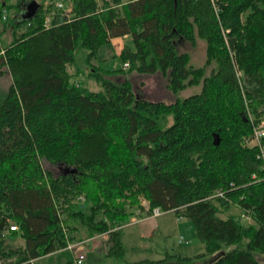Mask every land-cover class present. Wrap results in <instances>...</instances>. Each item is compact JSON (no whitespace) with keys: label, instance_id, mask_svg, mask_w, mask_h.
<instances>
[{"label":"trees","instance_id":"1","mask_svg":"<svg viewBox=\"0 0 264 264\" xmlns=\"http://www.w3.org/2000/svg\"><path fill=\"white\" fill-rule=\"evenodd\" d=\"M125 34L122 65L105 68L101 48ZM198 39L201 66L179 45ZM8 72L0 264L105 233V255L128 261L121 228L145 204L189 218L206 251L127 264L214 253L211 264H264V136L252 144L264 121V0H0V79ZM133 73H160L175 99L139 95Z\"/></svg>","mask_w":264,"mask_h":264},{"label":"rangeland","instance_id":"2","mask_svg":"<svg viewBox=\"0 0 264 264\" xmlns=\"http://www.w3.org/2000/svg\"><path fill=\"white\" fill-rule=\"evenodd\" d=\"M10 1L14 2V0ZM4 14L8 15V12H4ZM179 45L180 50L190 52L192 64H194L195 66H201L205 64L206 42L203 39H198V42L195 46L183 42H181ZM108 47L111 48V46L105 45L103 48H101V51L109 53ZM110 50H112L111 56H109L107 59H101L100 64L105 68L120 67L122 65V62L118 57L114 55V50L112 48ZM96 62L99 63V60H97ZM70 70L73 71V67H70ZM121 75H117V77L114 78H116V80L118 79L117 81H121L123 79V74ZM130 78L134 82L136 93L141 96L150 99H162L165 101H172L175 99L174 94L168 88H166V78L160 73H133L130 75ZM11 82L12 77L8 72L0 79L1 90L4 91L6 88H8ZM84 83L91 90H98L100 88L99 84L94 79H84ZM199 90V86L188 88L181 93V96H187L190 93L197 92ZM260 124H262V122ZM53 169L58 170L59 168L53 167ZM144 206L146 208V205ZM141 211L142 210L138 209L136 213L140 212L143 215L146 214V212L144 214ZM234 211H236V209H231L230 212ZM222 215L224 216L225 214ZM148 216L157 217V220H159L163 229H158L154 233L143 239L141 244L142 248L145 249H138L140 247L139 245H136V248L132 249L128 245L126 252V259L128 261L134 262L143 257L161 258L166 254L167 251L190 256L206 251L205 243L197 237L195 227L189 218L184 217V219L179 220V217H177L172 210L160 212L158 215H152L149 213ZM130 222L133 221L131 220ZM10 224H13V226H15L14 222H11ZM164 229L166 230V232H164ZM127 230L128 228H124L123 232ZM80 233L82 235L84 234L83 231H81ZM96 236H93L94 239H92V241L88 243H86V240L93 237L87 239L85 238V240L78 242L69 241L71 247H68V244L64 249L60 251L50 253L35 260V264H65L69 259L73 260L75 254L81 248L88 249V255L85 264H127L128 261L116 260L107 257L105 255L109 246L107 236L103 237L102 234ZM216 256L217 253L206 254L204 257L198 259L197 263L211 264Z\"/></svg>","mask_w":264,"mask_h":264},{"label":"crops","instance_id":"3","mask_svg":"<svg viewBox=\"0 0 264 264\" xmlns=\"http://www.w3.org/2000/svg\"><path fill=\"white\" fill-rule=\"evenodd\" d=\"M131 42H132L131 36L128 34L112 38V41L110 42V46L114 50V55L117 56L120 53L124 44H126V43L131 44ZM110 49L108 50L109 53H105V51L102 52L106 59L109 56H111L112 50H110ZM146 209H147V206H146V208L144 206V209L141 211L144 214L146 212L145 215H143L140 212L134 214L130 218V220L128 222H126L121 228V230H122V241H123L124 246L126 248V252H127V246L128 245L132 249L136 248V245L140 246L138 249H145V248H142V244H141L143 239H145L150 234L154 233L156 230H158V229L162 230L163 229L161 227V223L159 222V220H157V217L148 216ZM182 219H184V217L179 218V220H182ZM131 220L133 222H130ZM124 228H128V230L123 232ZM164 232H166L165 229H164ZM102 235H103V237H105V236L108 237L107 233L102 234ZM92 239H94V237L87 239L86 243L91 242ZM144 258H149V257H143L141 259H144ZM152 259H158V258H152Z\"/></svg>","mask_w":264,"mask_h":264},{"label":"built area","instance_id":"4","mask_svg":"<svg viewBox=\"0 0 264 264\" xmlns=\"http://www.w3.org/2000/svg\"><path fill=\"white\" fill-rule=\"evenodd\" d=\"M59 5L64 6V4L62 2H60ZM65 10H66V12H69L71 10V7L68 6L65 8ZM5 15H4V17H5ZM129 65H130L129 62H124V64H123L124 67H128ZM262 136H264V121H262V124L255 126V137L252 141V144H260V139ZM260 150H261L260 155L263 159V164H264V145L263 144L260 146ZM145 205H147V204H145ZM147 208H148V206H147ZM160 212H163L160 208H154L151 214L152 215L153 214L158 215ZM243 219L249 221L250 215L243 214ZM11 228L17 229V226H11ZM68 247H71V245L69 244ZM87 255H88V249L87 248L79 249L73 258V264H85Z\"/></svg>","mask_w":264,"mask_h":264},{"label":"bare ground","instance_id":"5","mask_svg":"<svg viewBox=\"0 0 264 264\" xmlns=\"http://www.w3.org/2000/svg\"><path fill=\"white\" fill-rule=\"evenodd\" d=\"M259 125V124H258ZM258 125H256V126H258ZM5 218L4 217H0V225H2V224H4L5 223ZM70 242L68 241V244H69ZM67 244V245H68Z\"/></svg>","mask_w":264,"mask_h":264}]
</instances>
